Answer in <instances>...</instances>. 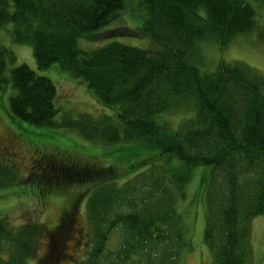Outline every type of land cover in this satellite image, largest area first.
Instances as JSON below:
<instances>
[{
	"label": "trees",
	"instance_id": "obj_1",
	"mask_svg": "<svg viewBox=\"0 0 264 264\" xmlns=\"http://www.w3.org/2000/svg\"><path fill=\"white\" fill-rule=\"evenodd\" d=\"M126 5L0 0V29L13 23V41L32 47L38 69L59 64L110 109L57 119L54 83L14 66L13 51L0 44V92L12 89L11 119L47 131L37 146L29 141L45 151L33 162L38 172L27 178L3 165L0 186L31 184L26 196L58 195L63 203L51 230L36 221L13 227L0 215V264H29L47 233L48 250L36 264H60L71 240L86 246L76 264H183L193 245L178 203L199 170L195 193L204 204L203 243L212 264L251 263L252 222L264 215V78L240 62L205 73L188 56L202 42L221 48L254 31L256 11L246 0H140L137 29L157 47L79 45ZM188 108L193 116L177 128L164 118ZM70 133L76 143L65 140ZM94 143L107 147L97 151ZM79 211L86 240L73 239Z\"/></svg>",
	"mask_w": 264,
	"mask_h": 264
},
{
	"label": "rangeland",
	"instance_id": "obj_2",
	"mask_svg": "<svg viewBox=\"0 0 264 264\" xmlns=\"http://www.w3.org/2000/svg\"><path fill=\"white\" fill-rule=\"evenodd\" d=\"M140 0H126V8L108 25L101 28L96 35L88 39H80L79 45L88 50L105 45L110 41H117L125 45L153 49L155 44L137 29L140 23L138 16L141 12L137 9ZM256 11V29L245 35H238L224 47H219L213 42H202L196 45L195 50L188 56L190 63L198 67L202 72L210 73L215 70L220 62H240L256 70L264 78V5L256 0H246ZM135 19V20H134ZM13 23L6 24L0 29V44L11 49L16 57L14 66L24 64L39 75L48 77L56 86V104L58 106L57 119L67 116L75 118L79 115L98 117L104 113H110L100 104L91 91L82 84L79 79L61 69L59 64H54L48 69L40 70L33 56L32 47L27 44H18L13 41ZM157 47V46H156ZM9 70V69H8ZM12 92L9 86L0 92V136L7 138L9 150L3 151L0 147V167H15L17 176L30 178V174L37 173V166L33 162L38 155L45 151L33 146L34 143L44 142L47 138L41 134L47 131L43 128L33 127L23 121H15L10 117L9 95ZM193 116V109L171 110L164 114V118L172 128H177L184 120ZM74 134H66L65 140L74 141ZM60 143V141H59ZM95 150H104L107 145L101 143L91 144ZM39 147V146H38ZM105 163V162H104ZM106 164V163H105ZM126 166L121 165L119 174L121 178L127 177ZM200 170L190 179L186 198L178 203V210L188 227V233L192 236L193 247L184 256L183 264H212L211 256L203 243L204 230V204L197 199L196 190L200 185L198 181ZM19 178V177H16ZM25 179V178H24ZM34 186L28 184L0 186V215L5 214L13 227H19L27 222L36 221L43 223L47 229H53L58 224L63 211V203H59L58 195L49 196L46 201H39L35 196L26 194L34 192ZM61 197V196H60ZM78 227L73 234V239L86 240L87 223L82 213L77 215ZM251 263L264 264V215L257 217L252 222L251 230ZM49 233L39 240L37 254L29 264H36V260L42 259L48 250L47 242ZM52 237V236H51ZM52 239V238H51ZM62 252L66 257L60 264H76L82 260L86 253V246H74L73 240ZM55 247V242L53 243ZM51 247V245H50ZM58 248L60 245L57 246ZM59 253V251H58ZM76 262V263H75Z\"/></svg>",
	"mask_w": 264,
	"mask_h": 264
},
{
	"label": "flooded vegetation",
	"instance_id": "obj_3",
	"mask_svg": "<svg viewBox=\"0 0 264 264\" xmlns=\"http://www.w3.org/2000/svg\"><path fill=\"white\" fill-rule=\"evenodd\" d=\"M0 146L2 147V149L4 148L5 151L9 150L7 138L2 135L0 136Z\"/></svg>",
	"mask_w": 264,
	"mask_h": 264
}]
</instances>
